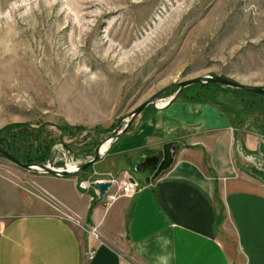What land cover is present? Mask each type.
I'll return each mask as SVG.
<instances>
[{
    "label": "rangeland",
    "instance_id": "1",
    "mask_svg": "<svg viewBox=\"0 0 264 264\" xmlns=\"http://www.w3.org/2000/svg\"><path fill=\"white\" fill-rule=\"evenodd\" d=\"M201 74L264 87V0H0V127L27 123L38 133L43 161L55 167L90 158L139 102ZM174 91L165 88L157 103ZM206 95L231 106L235 126L264 136V98L249 96L251 103L240 90L196 83L174 99ZM154 108L146 105L135 118ZM109 148L75 175L116 178L107 169L116 171L122 158L100 159ZM263 165L255 170L264 178ZM40 172L0 153V210L30 207L29 183ZM226 242L234 256L231 238ZM237 264H243L238 257Z\"/></svg>",
    "mask_w": 264,
    "mask_h": 264
},
{
    "label": "crops",
    "instance_id": "2",
    "mask_svg": "<svg viewBox=\"0 0 264 264\" xmlns=\"http://www.w3.org/2000/svg\"><path fill=\"white\" fill-rule=\"evenodd\" d=\"M234 120L230 105L183 98L134 118L100 159L122 158L107 170L119 182L130 170L137 189L107 206L90 173L40 172L29 183L34 206L0 210V264H126L128 255L137 264H264V178L255 170L264 164V136ZM166 141L171 161L151 176L140 162ZM83 220L97 226L99 240Z\"/></svg>",
    "mask_w": 264,
    "mask_h": 264
},
{
    "label": "water",
    "instance_id": "3",
    "mask_svg": "<svg viewBox=\"0 0 264 264\" xmlns=\"http://www.w3.org/2000/svg\"><path fill=\"white\" fill-rule=\"evenodd\" d=\"M193 82H200V83H207L213 82L218 83L221 85H225L231 88H238L242 90H248L256 93L264 94V87L256 85V84H249L240 81L233 80L228 77H224L217 74H201L195 75L189 78H185L182 80H178L176 82H172L163 86L162 88L158 89L157 91L150 94L147 98L139 102L135 107H133L125 116L120 117L117 120L116 125L112 130H110L106 135H104L94 146L93 153L90 158L79 162L77 164L71 165L70 167L60 168L55 167L52 162L42 161V162H23L20 160L16 155H14L8 145H3L0 143V153L7 157L12 162L16 163L17 165L28 169V170H42L43 172H48L51 174H55L58 176H64L68 174H76L77 172L83 170L89 164L97 161L101 156L100 146L105 141L109 142L112 138L118 136L119 134L126 131L129 125L132 123L133 119L140 113V111L148 104H152L155 108H162L168 105L180 92L182 88L185 86L192 84ZM167 87H175L174 93L167 98L166 101L163 103H157V95L162 92ZM171 141H166L162 143L161 146V155L158 158V155L151 154L145 156L144 159L140 162L141 167L145 166H154V170L151 176L157 175L161 170H163L171 161ZM148 176H146L145 181L148 180ZM129 180L132 181L133 179L129 177ZM91 186L97 189L98 194L102 195L107 188L110 186V181L108 179H100V180H93Z\"/></svg>",
    "mask_w": 264,
    "mask_h": 264
},
{
    "label": "trees",
    "instance_id": "4",
    "mask_svg": "<svg viewBox=\"0 0 264 264\" xmlns=\"http://www.w3.org/2000/svg\"><path fill=\"white\" fill-rule=\"evenodd\" d=\"M196 83L200 85L215 84L213 82H207V83L193 82L192 84H189L185 86L184 88H182L180 92L178 93V95L183 90H185L189 86H192ZM233 89H237L245 93L247 96L246 101H251V103H253L254 98L250 99L249 96H255V99L264 98V94H261V93H256V92H252L248 90H242L238 88H233ZM205 97H208L209 99L213 101V99L210 96L206 95ZM200 99L202 98H199L198 96H195V97L190 96V100H200ZM17 125L20 126L18 127L19 130L18 129L16 130V127H13ZM37 134H38L37 131L31 128L27 123L7 124L5 126L0 127V142L4 145H8L10 148V151L23 162H40V161H43L46 155L42 152L41 146L38 147L35 144V140L37 139Z\"/></svg>",
    "mask_w": 264,
    "mask_h": 264
},
{
    "label": "built area",
    "instance_id": "5",
    "mask_svg": "<svg viewBox=\"0 0 264 264\" xmlns=\"http://www.w3.org/2000/svg\"><path fill=\"white\" fill-rule=\"evenodd\" d=\"M74 164L75 163H73L71 165H74ZM66 167H68V164L66 165ZM93 180H100V179L94 178L91 181H93ZM108 180L110 181V186L107 188V190L102 195H100V196H103L104 204L106 206L108 204H110L117 196H119V195H127V196L132 195L137 189L136 186L134 185V183L130 182L128 180V178H126V177H124V179L121 180L120 182L117 181L116 178H109ZM91 181H90V183H91ZM113 184H115V188H113V190L110 191ZM94 191L97 195H99L97 189L94 188ZM69 218L73 219L74 222H76V224H79V221L75 217H69ZM83 224L85 225L84 229L89 236H91L95 240L100 239L101 233L95 224H89V223H86V221H84ZM93 252H94V249L89 248L86 250L85 255L87 257H90L93 254ZM126 264H137V263L133 260L131 255H128L126 258Z\"/></svg>",
    "mask_w": 264,
    "mask_h": 264
},
{
    "label": "bare ground",
    "instance_id": "6",
    "mask_svg": "<svg viewBox=\"0 0 264 264\" xmlns=\"http://www.w3.org/2000/svg\"><path fill=\"white\" fill-rule=\"evenodd\" d=\"M108 144H109V142H107V141L102 143L101 146H100V151L107 149ZM68 166L70 167L71 165H68Z\"/></svg>",
    "mask_w": 264,
    "mask_h": 264
},
{
    "label": "flooded vegetation",
    "instance_id": "7",
    "mask_svg": "<svg viewBox=\"0 0 264 264\" xmlns=\"http://www.w3.org/2000/svg\"><path fill=\"white\" fill-rule=\"evenodd\" d=\"M158 158H160V157H158ZM150 167H151V171H150V172H151V174H152V172H153V170H154L155 167H154V166H153V167L150 166Z\"/></svg>",
    "mask_w": 264,
    "mask_h": 264
}]
</instances>
